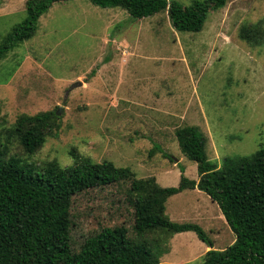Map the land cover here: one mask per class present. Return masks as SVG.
Returning a JSON list of instances; mask_svg holds the SVG:
<instances>
[{"label": "rangeland", "instance_id": "374dc122", "mask_svg": "<svg viewBox=\"0 0 264 264\" xmlns=\"http://www.w3.org/2000/svg\"><path fill=\"white\" fill-rule=\"evenodd\" d=\"M27 1L0 0V42L25 19ZM260 21L264 0H230L197 33L175 30L167 11L135 19L89 0L54 4L36 34L0 60V150L26 163L63 167L75 151L129 167L141 179L154 177L163 188L177 187L183 174L198 181L197 164L176 140L178 128L199 127L220 168L225 157L264 146V45L240 38L242 25ZM59 109L60 131L35 154L9 136L19 116ZM155 145L174 162L159 151L151 155ZM75 198L72 254L77 264L96 261L108 250L102 241L123 239L131 216L115 205L122 199L118 186ZM165 213L172 222L199 225L212 249L235 241L218 205L198 189L170 197ZM162 247L163 264H201L211 249L194 232L175 234Z\"/></svg>", "mask_w": 264, "mask_h": 264}, {"label": "trees", "instance_id": "16d2710c", "mask_svg": "<svg viewBox=\"0 0 264 264\" xmlns=\"http://www.w3.org/2000/svg\"><path fill=\"white\" fill-rule=\"evenodd\" d=\"M67 1L28 0L25 19L0 42V60L36 34L40 18L54 4ZM89 1L103 9H122L135 19L167 11L175 30L197 33L210 13L230 0H193L189 5L172 0ZM240 38L252 46L264 45V23L242 25ZM61 125L57 111L23 114L8 132L31 156L47 137L57 136ZM175 136L183 154L197 164L199 179L183 174L177 187L168 188L154 177L138 178L129 167L108 160L97 163L75 151L71 152L73 163L63 167L55 161L26 163L8 157L6 147L0 150V264H77L70 239L73 220L79 218L71 210L75 197L115 186L122 195L115 205L129 211L130 228L118 242L102 241L108 247L105 255L82 264H163L162 243L183 232H194L211 248L201 264H264V146L250 155L225 157L220 168L209 159L207 137L199 127H180ZM156 151L174 162L159 145L151 155ZM195 189L218 205L235 235L234 243L224 250L212 249L199 225L172 222L165 213L170 197ZM95 248L101 251L98 245Z\"/></svg>", "mask_w": 264, "mask_h": 264}, {"label": "water", "instance_id": "95a60500", "mask_svg": "<svg viewBox=\"0 0 264 264\" xmlns=\"http://www.w3.org/2000/svg\"><path fill=\"white\" fill-rule=\"evenodd\" d=\"M61 109L58 110L57 115H60Z\"/></svg>", "mask_w": 264, "mask_h": 264}, {"label": "crops", "instance_id": "0c3cea01", "mask_svg": "<svg viewBox=\"0 0 264 264\" xmlns=\"http://www.w3.org/2000/svg\"><path fill=\"white\" fill-rule=\"evenodd\" d=\"M222 214V213H221Z\"/></svg>", "mask_w": 264, "mask_h": 264}]
</instances>
